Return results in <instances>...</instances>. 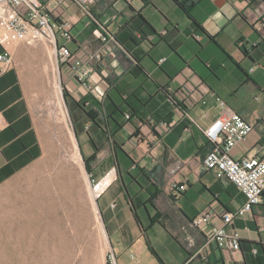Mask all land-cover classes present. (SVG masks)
I'll return each instance as SVG.
<instances>
[{
	"label": "crops",
	"instance_id": "0c3cea01",
	"mask_svg": "<svg viewBox=\"0 0 264 264\" xmlns=\"http://www.w3.org/2000/svg\"><path fill=\"white\" fill-rule=\"evenodd\" d=\"M41 1L59 20L72 24L74 40L68 46L80 59L100 49L97 25L90 24L79 4ZM89 8L114 36L90 80L107 93L105 100L97 99L105 109L97 112L98 126L87 121L79 128L83 154L94 153L91 142L98 148L90 164L95 177L116 176L97 202L87 183L107 252L114 251L118 264H200L202 256L211 264H264V193L261 204L234 221L241 237L237 253L208 244L219 218L211 225H192L207 208L237 212L246 201L235 186L225 185L203 165L212 145L201 130L221 115L218 98L254 125L232 157L264 156V0H93ZM20 44L33 42H8L0 19V56L12 58L7 68L0 64V190L56 155L38 113L39 94L51 69L54 104L58 94L69 128L57 107L58 120L70 142L71 159L84 171L59 95L53 53L47 47L48 58L43 46L26 49ZM63 82L74 100L95 98L68 72ZM162 123L172 127L167 130ZM134 132L144 136V143L130 153ZM244 221L247 231L239 228Z\"/></svg>",
	"mask_w": 264,
	"mask_h": 264
},
{
	"label": "rangeland",
	"instance_id": "374dc122",
	"mask_svg": "<svg viewBox=\"0 0 264 264\" xmlns=\"http://www.w3.org/2000/svg\"><path fill=\"white\" fill-rule=\"evenodd\" d=\"M36 45L43 46L49 58L47 47L51 53L52 49L44 42L18 46L31 49ZM59 67L57 65L59 95L64 110L67 108L74 132V122L65 98V73L62 75ZM52 79L51 69V76L46 75L44 91L39 94L38 113L56 144V155L0 190V264H105L107 239L105 232L99 229L96 204L89 199V174L82 152L84 146H81L75 130L83 158L82 173L71 159L70 142L58 120ZM129 141L128 149L132 153L144 143V136L135 140L131 134ZM110 196L111 193L100 203L103 204ZM246 224V221L240 224L245 225L239 227L241 231H247Z\"/></svg>",
	"mask_w": 264,
	"mask_h": 264
},
{
	"label": "built area",
	"instance_id": "2783aa9c",
	"mask_svg": "<svg viewBox=\"0 0 264 264\" xmlns=\"http://www.w3.org/2000/svg\"><path fill=\"white\" fill-rule=\"evenodd\" d=\"M66 0H59L60 6L65 5ZM79 4L86 16L90 17V24L97 25L94 33L100 39V49L87 55L85 60L80 59L77 53L69 48L74 40L72 35L73 26L69 21H61L54 16L41 0H0V19L2 27L7 35L8 42L32 43L35 41L44 42L52 49L53 56L59 65L60 73L68 72L72 79L81 84L88 95L94 96L99 101L106 99L107 93L92 85L90 80L95 73V64L104 60V52L108 45L114 41V36L92 15L90 6L93 0H68ZM26 9L25 12L20 10ZM199 39V37L197 36ZM165 61L162 60V62ZM12 58L9 54L0 56V64L7 68ZM221 109V115L201 131L206 136L211 150L205 155L203 165L207 171L214 172L216 177L225 185L235 186L243 194L246 201L244 206L237 212L220 213L212 208H207L192 225L199 228L204 225H211L212 221L219 218L220 224L212 227L207 237L208 244L215 243L220 250L237 253L241 250V237L234 226L236 218L251 213L255 206L262 203L264 193V156L246 157L234 159L232 151L241 143L247 140L254 130V125L249 123L243 116L232 110L221 98L217 99ZM127 120L131 116H126ZM162 126L170 130L172 124L162 123ZM135 140L140 139L141 133L132 134ZM176 171V169H175ZM111 175L108 173L101 179L88 175L89 190L96 202L102 198L112 184L116 176L107 181ZM176 188V185H172ZM181 187V190H184ZM116 204H112L115 208ZM257 251H255L256 253ZM134 258V255H130ZM105 264H118L117 256L110 249L105 256ZM200 264H211L208 256H202Z\"/></svg>",
	"mask_w": 264,
	"mask_h": 264
},
{
	"label": "trees",
	"instance_id": "16d2710c",
	"mask_svg": "<svg viewBox=\"0 0 264 264\" xmlns=\"http://www.w3.org/2000/svg\"><path fill=\"white\" fill-rule=\"evenodd\" d=\"M176 2L183 8V10L188 12L184 4H181L178 1H176ZM65 98H66V101H67L69 108H70V111H71L72 119L74 122V127L76 130V135H77L79 141L81 142L80 130H79L80 126H83V124L86 123L87 121H91L94 125L98 126V120H97L98 119V113L97 112L102 108L105 109V107L103 106V103L99 102L95 98L93 99V97H87V98L82 99L80 101H76L71 97V95L68 93L67 90L65 91ZM87 101H92V102H90L91 103L90 106H87ZM116 110L119 111L117 108H116ZM108 111H109V107L106 106V112H108ZM121 128H122V126L119 125V129H121ZM91 143L93 144V147H94V153L89 157H86L84 154H83V156L85 158V165H86L88 174L93 175L95 177V175L92 173L90 164L93 163L94 161H96L98 148H97L96 144H94V142H91ZM117 147L127 157H129V158L131 157L130 154L126 153L123 146L117 145ZM136 220L138 223H140L137 216H136ZM149 249L151 252H153V250L150 247H149Z\"/></svg>",
	"mask_w": 264,
	"mask_h": 264
},
{
	"label": "bare ground",
	"instance_id": "6f19581e",
	"mask_svg": "<svg viewBox=\"0 0 264 264\" xmlns=\"http://www.w3.org/2000/svg\"><path fill=\"white\" fill-rule=\"evenodd\" d=\"M51 55V54H50ZM55 84V83H54ZM56 92V91H55ZM56 104H57V107L59 109V114H60V117L62 119V121L64 122L65 126L67 128H69V125H68V122L66 120V116L64 114V111L62 110V106H61V101H60V98L58 97V94H56ZM115 177V174L114 173H111V175L107 178V181H110L112 180L113 178ZM91 194V193H90ZM92 196V195H91ZM94 198V196H92ZM95 199V198H94Z\"/></svg>",
	"mask_w": 264,
	"mask_h": 264
},
{
	"label": "water",
	"instance_id": "95a60500",
	"mask_svg": "<svg viewBox=\"0 0 264 264\" xmlns=\"http://www.w3.org/2000/svg\"><path fill=\"white\" fill-rule=\"evenodd\" d=\"M74 133H75V130H74ZM76 134V133H75Z\"/></svg>",
	"mask_w": 264,
	"mask_h": 264
}]
</instances>
